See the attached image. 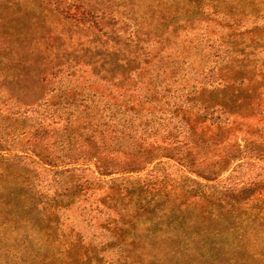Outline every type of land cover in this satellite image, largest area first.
<instances>
[{
	"label": "rangeland",
	"instance_id": "374dc122",
	"mask_svg": "<svg viewBox=\"0 0 264 264\" xmlns=\"http://www.w3.org/2000/svg\"><path fill=\"white\" fill-rule=\"evenodd\" d=\"M169 8L149 0H0V148L19 156L8 163L21 176H29L27 194L33 202L47 206L61 191H79L74 203L58 215L65 229L75 227L86 242L95 235V210L101 215L123 210L119 206L126 202L115 189L126 187L123 180L129 178L133 189L164 193L157 209L137 214V230L166 233L156 240L164 249L198 252L211 247L214 256L201 262L228 264L243 244L231 230L233 214L228 209L224 220L209 215L216 202L209 196L225 193V205L240 203L234 217L251 222L264 206V118L257 107L240 109L245 104L241 99L248 95L232 84L226 92L211 90L222 81L227 85L237 72L222 63V35L213 32L219 29L207 27L204 20L196 25L176 23L167 14ZM246 54L250 78L252 65L264 64V52ZM180 98L209 100L218 110L222 105L255 117L238 120L249 123L250 129L240 126L221 136L207 134L212 122L195 123L190 117L193 132L188 135L193 138L188 143L181 135L183 128L174 129L183 118L174 114ZM261 99L264 104V92ZM98 122L108 125L107 135H99ZM97 158L109 166L99 172L103 175L95 173ZM67 166L86 170L56 174L57 168L63 172ZM130 168L135 173L125 175ZM113 180L118 182L107 184ZM228 185L237 187L236 193H226ZM133 200L135 209L138 197ZM44 207L39 205L34 213H43ZM36 217L31 214L30 225L9 220L2 225L0 217V264H27L30 256L41 257L40 247L53 250L34 223ZM242 227L257 228L252 223ZM256 252L264 253V246ZM186 261L201 263L196 255ZM179 263L185 261L166 260Z\"/></svg>",
	"mask_w": 264,
	"mask_h": 264
},
{
	"label": "trees",
	"instance_id": "16d2710c",
	"mask_svg": "<svg viewBox=\"0 0 264 264\" xmlns=\"http://www.w3.org/2000/svg\"><path fill=\"white\" fill-rule=\"evenodd\" d=\"M149 1L153 3L158 2L161 5L168 4L170 8L167 14L176 18V23L181 20L186 25H196L201 24L204 20L206 21L207 27L213 24L219 29V31L213 32H219L222 35V37L219 38L221 44L218 46L221 52L226 55L222 63L227 64L229 69L235 68L237 72H234V74H236L227 85L223 84L225 82L222 81L223 83L221 82L218 86H214L211 90L214 93L220 89L226 92L233 87L239 88V92L241 91L248 95L244 100L241 99L245 104L240 109H244L245 107V110L253 111L257 107L262 118H264V104L261 99L264 92V64H262L260 68H257L256 65H252L253 69L250 71V78L246 77L248 65L244 64L247 61L246 58L250 56L246 54V51L256 52L260 50L264 52V0ZM205 35L208 36V33ZM226 39H228V41ZM213 48H215V46H213ZM250 54L253 55L254 53ZM231 84L233 87H229ZM178 100V102L175 101V109H173L176 111L174 114H180L183 118L178 121V123L181 124L180 127L178 126V128L175 127L174 129L181 130L183 128L181 135L188 137V143H191L193 138L192 135H188L189 132H193V128L190 127V122L187 120L190 117L195 118V123L201 120H204L203 122H212V125L205 130L207 134H213L214 136H221V134L226 133L230 134L234 130L240 128V126L250 129L249 123L240 124L238 120L244 121L245 119H253V117H255L254 114L250 117H244L243 115H239L238 112H233L232 108L222 105L219 106L220 108L218 110L216 109L217 106L212 105L213 102L209 100L207 102L196 100V98L193 100L190 98H180ZM233 103V101H230L227 104L230 105ZM220 112H222V115H227V118H222V115L219 114ZM238 116L243 118H237ZM95 126L101 137L108 134V125L98 122ZM241 129L239 131H241ZM263 139L264 138H261L262 142H264ZM103 141H105V139H103ZM252 144L256 143L253 141ZM1 149L2 148H0V217L1 219L4 218L2 225H8L7 220L16 225H30L34 221L30 218L31 214H37L36 222L34 223L37 225L39 231L43 232V235L50 239L49 245H54L52 251H49L48 248L42 251L40 247L39 256L41 257L37 258L35 255L30 256L27 260V264H34V262H37L36 264H166L167 258L173 257L184 260L185 264H193V262H188L186 260L196 255V257L199 256L200 262H208L209 259L214 256L215 249L207 246H203L198 252L191 249L186 250L185 248L174 249L169 246H166V249L161 246L157 247V237L159 235H164L162 237H166V233H154L150 229H145L144 232L137 230L134 225L135 222L140 220L137 214L143 211L148 215L149 210L152 208L157 209L160 206V199L164 193L159 190L157 195L153 194V190L151 188L149 189V187L133 189L129 186L132 184L129 178L123 180L127 182L126 187L115 189L117 191L116 196L119 198L123 197L122 200L126 202L125 205L121 203L119 206L123 210L114 212L116 216L111 212L101 215L97 213L98 210H95L94 212L99 214L92 216V228L95 235L93 239L86 242V236L81 232H76L75 227L65 229L64 222H61V218L58 215L61 210L69 208V206L74 203L75 196L79 191H70L71 193L67 191V194L61 191V193L59 192V194L55 195L51 203H47V206L46 204L33 202V199L27 194V190L29 189V182L27 179L29 176H21L18 169L15 168L16 166L8 163L10 160H18L19 156H10L11 154L3 153ZM218 157L222 159V156L219 155ZM104 158H99L100 160L97 158L98 164L95 165L96 174L103 175L99 172H104L109 169V166L104 163ZM252 159L253 158L248 157V161H252ZM244 160H247V158H244ZM77 167L78 166H73L69 169L67 166L65 167L66 170L63 172H59L57 168L56 174H73L74 172L86 170L84 166L79 167L82 169H78ZM59 168H61V166H59ZM182 168V170L187 173L185 167ZM135 170L136 169L130 168L125 175L133 174ZM95 178L96 181L101 182L102 178H98L96 175ZM116 182L118 181L113 180L107 184L113 185ZM215 182L216 185H219V183H217L218 178ZM69 189L70 188H68V190ZM236 191L237 187L231 185H228L227 190H225L228 194L236 193ZM200 194L202 195L203 192H199V196ZM142 195L145 197L144 199H142ZM223 195H225V193L221 194L219 192H214L209 196L211 200L216 201L215 203L208 201L211 203L209 215L218 221L224 220V212L228 209L229 211L227 213L229 215L233 214L232 218H229V221H232L234 225L231 230L236 233L239 241L243 244L235 250L237 256H235L232 261H229L228 264H264V253L256 252L258 247L264 246V206L259 209L252 222L249 218L241 220L234 217L239 213V209L237 208L239 202L235 201L234 204L228 203L225 205L228 197ZM136 196L138 197V202L141 201V203L135 201L134 205L136 208L133 209V198ZM153 196L155 198L149 200L150 197L152 198ZM119 198L118 201L120 200ZM39 205L45 206L43 213H34ZM45 212L47 215H44ZM89 215L91 216V214ZM249 223L257 226V228L244 231L242 226ZM238 224L239 226H237ZM137 234L139 236H137ZM99 239L100 241H98ZM45 246H47V244ZM248 254L251 256H247ZM226 255L228 254H225V256ZM202 262L198 264H203Z\"/></svg>",
	"mask_w": 264,
	"mask_h": 264
}]
</instances>
